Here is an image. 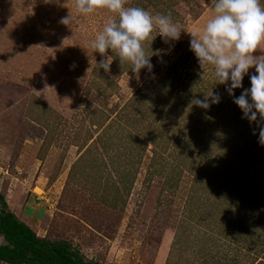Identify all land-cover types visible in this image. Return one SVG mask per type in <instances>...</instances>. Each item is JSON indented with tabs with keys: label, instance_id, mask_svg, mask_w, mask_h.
Instances as JSON below:
<instances>
[{
	"label": "rangeland",
	"instance_id": "1",
	"mask_svg": "<svg viewBox=\"0 0 264 264\" xmlns=\"http://www.w3.org/2000/svg\"><path fill=\"white\" fill-rule=\"evenodd\" d=\"M140 6L182 29L171 45L155 29L144 42L163 56L154 75L93 53L115 18L107 9L0 0V195L39 238L66 240L88 262L264 264L258 129L190 51L214 0H125ZM212 91L219 104H191Z\"/></svg>",
	"mask_w": 264,
	"mask_h": 264
},
{
	"label": "clouds",
	"instance_id": "2",
	"mask_svg": "<svg viewBox=\"0 0 264 264\" xmlns=\"http://www.w3.org/2000/svg\"><path fill=\"white\" fill-rule=\"evenodd\" d=\"M58 0H44V3ZM97 9H107L115 18L109 19L95 39L90 42L93 53L102 57L115 52L121 65L127 63L130 70L153 73L151 57L144 50V42L150 39L154 29L163 43L171 45L181 38L182 29L171 14L153 15L141 7H125V0H75V10L83 16ZM74 19L70 14L60 23L68 25ZM192 51L202 68L210 65L216 85H223L233 103L242 112V119L258 129V143L264 147V0H214V14L202 30L188 32ZM261 54L254 55L257 51ZM165 50H161L163 52ZM158 60L163 56L155 53ZM111 56L97 63L99 69L110 71ZM255 73L249 75L250 69ZM201 74V79L204 77ZM249 76L250 88H243V80ZM239 96L235 90L242 89ZM221 102L219 92L203 99L193 98L192 105L208 110ZM253 131V135H256ZM0 242L3 238L0 237Z\"/></svg>",
	"mask_w": 264,
	"mask_h": 264
},
{
	"label": "trees",
	"instance_id": "3",
	"mask_svg": "<svg viewBox=\"0 0 264 264\" xmlns=\"http://www.w3.org/2000/svg\"><path fill=\"white\" fill-rule=\"evenodd\" d=\"M144 50L146 54L153 55L152 57L155 56L154 49L144 48ZM109 52L111 56L119 58L115 52ZM187 79L192 80L188 76ZM189 90V92L194 91V89ZM195 91V94L198 95L199 90L196 89ZM223 93L226 97L229 96L225 88H223ZM231 100V103H233V98ZM233 106H235L234 103ZM257 234L262 235L261 233ZM0 237L3 238V242L0 243V264H98L86 261L80 251L66 240L51 241L39 238L8 208L5 199L1 195Z\"/></svg>",
	"mask_w": 264,
	"mask_h": 264
}]
</instances>
